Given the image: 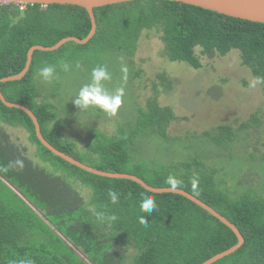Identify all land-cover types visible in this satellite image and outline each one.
I'll return each instance as SVG.
<instances>
[{"label": "trees", "instance_id": "16d2710c", "mask_svg": "<svg viewBox=\"0 0 264 264\" xmlns=\"http://www.w3.org/2000/svg\"><path fill=\"white\" fill-rule=\"evenodd\" d=\"M23 6L0 3V79L19 75L32 47H52L66 37L85 39L92 30L85 8ZM94 12L98 27L89 43L68 42L56 51H35L23 79L0 82L5 98L29 108L46 140L63 153L100 171L138 176L155 188H172L167 179L173 176L180 181L177 189L199 198L236 225L244 245L214 264H264V191L232 192L221 173L226 166L208 165L196 147L197 155L174 165L139 155L141 138L168 137L176 120L173 109L159 102L156 82L154 94L138 108L134 120L119 125L112 134L93 128L90 139L78 145L58 132L68 124L66 110L41 101L37 81L42 67L53 65L55 55H60V62L63 52L72 47L75 54L67 61L77 69L105 66L104 61L117 54L132 63L144 32L159 37L169 61L196 70L203 67L198 49L206 56L237 52L256 80L264 77V23L168 0L120 3ZM158 79L170 87L167 76L161 74ZM259 84L264 90V83ZM260 121L253 115L239 131L229 124L218 126L200 137L201 144L214 147L211 153L219 155L217 160L223 157L220 150L226 151L230 163L252 159L260 161L264 170V153L251 138ZM5 127L28 132L39 162L30 157L28 148L13 141ZM247 138L249 144H245ZM16 160L23 161L22 169L14 166ZM70 180L85 187L78 189L82 185ZM109 191L118 194L117 203H112ZM146 197L156 203L151 215L140 210ZM97 213L116 219L102 222ZM144 215L147 223L140 222ZM238 243L231 228L182 195L153 193L135 181L96 175L67 162L41 142L28 113L7 107L0 99V264H203Z\"/></svg>", "mask_w": 264, "mask_h": 264}, {"label": "rangeland", "instance_id": "374dc122", "mask_svg": "<svg viewBox=\"0 0 264 264\" xmlns=\"http://www.w3.org/2000/svg\"><path fill=\"white\" fill-rule=\"evenodd\" d=\"M197 53L203 64L199 70L183 62H171L164 55L159 37L154 32H144L132 63L125 55H110L104 62L111 79L104 81L103 86L109 93L122 88L124 96L117 113L109 115L95 108L80 112L71 102L79 89L90 82L93 69L89 66L77 69L68 63V58H73L75 54L72 47L63 52L65 57L60 62L57 61L60 55H55V62L51 65L55 73L50 82L45 81L38 72L40 100L51 101L58 111L66 110L68 124L66 129L58 132L63 138L81 145L90 139L93 128H101L112 134L119 125H127L129 120H134L138 108L144 107L154 94L156 82L160 90L159 102L173 109L176 120L168 129V137L155 140L153 137L141 138L139 155L158 164L174 165L197 155L194 151L196 147L207 157L208 165L220 169L226 166L221 173H224L225 185L232 192L246 188L263 192L264 170L260 161L246 159L230 163L228 152L220 149L217 150L223 157L217 160L215 157L219 158V155L211 153L214 147L207 142L202 146L203 138L200 137L221 125L229 124L239 131L242 123L256 115L261 121L255 128V136L253 134L251 138L255 148L264 153V90L250 69L242 65L237 52L226 57L201 55L199 49ZM62 63L69 65L67 72L62 69ZM137 72L140 74L135 77ZM161 74L170 79V87L159 82L158 75ZM5 128L13 141L28 148L30 157L39 162L36 146L30 143L28 132L21 127ZM187 137L191 142H186ZM245 144H249L248 138ZM232 153L234 157L237 156L235 152ZM71 181L75 185L81 184L76 180ZM81 187L85 186L77 188ZM81 192L85 193L83 190Z\"/></svg>", "mask_w": 264, "mask_h": 264}, {"label": "water", "instance_id": "95a60500", "mask_svg": "<svg viewBox=\"0 0 264 264\" xmlns=\"http://www.w3.org/2000/svg\"><path fill=\"white\" fill-rule=\"evenodd\" d=\"M133 1H141V0H0V3L2 4H16V5H34V4H41L44 6L52 5V4H61V5H74V6H79L82 8H85L91 18L92 22V30L90 34L88 35L87 38L85 39H79L77 37H66L62 39L60 42H58L56 45L52 47H44V46H34L32 47L29 52H28V60L25 69L19 74L11 77H7L4 79H0V82H9V81H15V80H20L23 79L27 73L29 72L32 61H33V54L35 51H44V52H52L56 51L59 48H61L63 45L67 44L68 42H75L80 45H86L87 43L90 42V40L96 35L97 33V20L95 16L94 10L96 8H101L105 6H110V5H116L120 3H127V2H133ZM168 1H173V2H179V3H185L197 7H201L207 10H212L227 16L235 17V18H240L243 20H248L252 22H257V23H264V0H168ZM0 99L2 102L10 108H17L20 110L25 111L30 115V117L33 119L35 126H36V131L39 139L41 142L53 153L56 155L60 156L67 162L78 166L79 168L86 170L88 172H91L96 175L104 176V177H110V178H118V179H128L135 181L142 185L146 190L151 191L153 193H175L182 195L192 202L196 203L206 211H208L210 214H212L214 217L219 219L222 223L227 225L229 228L233 230V232L237 235L239 239V243L232 247L231 249L218 254L214 256L213 258L207 260L203 264H214L218 262L219 260L232 255L235 253L237 250H239L245 243V239L239 229L237 228L236 225L231 223L227 218L222 216L219 212H217L214 208L200 200L199 198L195 197L194 195L181 190V189H172V188H155L148 183H146L144 180L139 178L138 176L135 175H130V174H118V173H110V172H105V171H100L94 167L88 166L85 163H82L81 161L71 157L68 154L63 153L62 151L58 150L55 146H53L49 141L46 140V138L42 134L41 130V125L39 123L38 118L36 115L26 106H23L21 104H15L9 102L4 94L2 93L0 89Z\"/></svg>", "mask_w": 264, "mask_h": 264}, {"label": "clouds", "instance_id": "9594fccd", "mask_svg": "<svg viewBox=\"0 0 264 264\" xmlns=\"http://www.w3.org/2000/svg\"><path fill=\"white\" fill-rule=\"evenodd\" d=\"M62 69L67 72L69 70V65L67 63L61 64ZM79 67V65H77ZM55 68L51 65L44 66L40 69V76L45 81H51L54 78ZM111 75L105 66H96L92 69L90 74V82L83 85L75 98L71 101L80 112H86L90 108L99 109L109 115H115L118 109L122 105V99L124 96V91L122 88L116 89L114 93H109L103 86V82L110 80ZM256 82L264 83V77H257ZM14 166L23 168L24 164L22 160H16ZM167 183L175 189L179 186L180 181L173 176H169ZM197 181L193 179L192 185L196 186ZM108 195L111 198L113 204L118 202V194L114 191H109ZM156 209L155 200L151 197L143 198L140 203V210L144 214L151 215ZM99 220L114 221L115 216L105 217L103 213H97ZM141 223H147L145 215L140 218ZM21 264H31L30 261Z\"/></svg>", "mask_w": 264, "mask_h": 264}, {"label": "built area", "instance_id": "2783aa9c", "mask_svg": "<svg viewBox=\"0 0 264 264\" xmlns=\"http://www.w3.org/2000/svg\"><path fill=\"white\" fill-rule=\"evenodd\" d=\"M21 8H22V9H24V6H23V5H21Z\"/></svg>", "mask_w": 264, "mask_h": 264}]
</instances>
